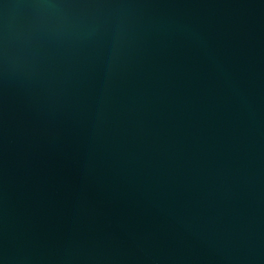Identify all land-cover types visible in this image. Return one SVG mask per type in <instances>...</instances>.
<instances>
[{
    "label": "water",
    "instance_id": "obj_1",
    "mask_svg": "<svg viewBox=\"0 0 264 264\" xmlns=\"http://www.w3.org/2000/svg\"><path fill=\"white\" fill-rule=\"evenodd\" d=\"M0 264H264V0H0Z\"/></svg>",
    "mask_w": 264,
    "mask_h": 264
},
{
    "label": "clouds",
    "instance_id": "obj_2",
    "mask_svg": "<svg viewBox=\"0 0 264 264\" xmlns=\"http://www.w3.org/2000/svg\"><path fill=\"white\" fill-rule=\"evenodd\" d=\"M7 44V37L6 35L4 37H0V45H6Z\"/></svg>",
    "mask_w": 264,
    "mask_h": 264
}]
</instances>
